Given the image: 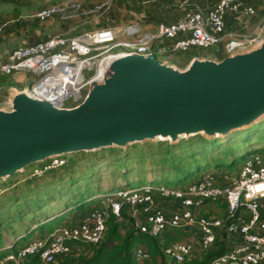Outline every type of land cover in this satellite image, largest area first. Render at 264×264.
Returning a JSON list of instances; mask_svg holds the SVG:
<instances>
[{"label": "built area", "instance_id": "obj_1", "mask_svg": "<svg viewBox=\"0 0 264 264\" xmlns=\"http://www.w3.org/2000/svg\"><path fill=\"white\" fill-rule=\"evenodd\" d=\"M48 1L51 4L36 15L39 22L57 16L68 20L78 12L86 15L105 13L113 6V0H105L85 10L86 0ZM228 15L233 17L236 27L225 33ZM6 26V23L0 24V35ZM142 30L139 24L120 28L105 26L72 37L57 34L47 40L21 45L13 50L7 61L0 60V75L32 73L38 77L30 86L34 96L61 108L75 107L82 103L92 82L102 76L105 59L111 55L129 52L157 55V47L162 56H173L188 53L196 47L208 49L224 42L226 57L253 46L264 36V6L256 8L245 0H218L208 9H187L176 21L159 23L155 31ZM69 101H73L72 104H68ZM50 160L44 161L43 167L33 168L29 177H43L68 162L63 156ZM153 182L138 188L124 186L101 196L103 205L79 222H67L32 239L17 252L13 251L16 242H9V253L0 258V264H22L31 256H38L39 264H59L63 256L72 253L74 245L102 242L111 214L122 219L125 206L134 210L141 208L144 219L137 227L152 237H160L169 227L198 229L202 234L200 246L204 252L216 244L220 233L239 232L242 242L232 245L230 250L213 258L209 264H264V156L252 154L235 172L208 171L184 189ZM159 197L178 202L183 208L167 214L157 205ZM207 201L226 203V214L222 217L198 216L196 210ZM195 249L193 242L174 241L164 245L163 254L173 264H185ZM133 255L139 263L155 264L152 254L142 244L134 247Z\"/></svg>", "mask_w": 264, "mask_h": 264}, {"label": "water", "instance_id": "obj_2", "mask_svg": "<svg viewBox=\"0 0 264 264\" xmlns=\"http://www.w3.org/2000/svg\"><path fill=\"white\" fill-rule=\"evenodd\" d=\"M30 86L11 85L0 104V179L50 158L150 140L227 141L264 119V36L224 58L195 56L185 67L155 53L111 55L71 108L34 96Z\"/></svg>", "mask_w": 264, "mask_h": 264}, {"label": "rangeland", "instance_id": "obj_3", "mask_svg": "<svg viewBox=\"0 0 264 264\" xmlns=\"http://www.w3.org/2000/svg\"><path fill=\"white\" fill-rule=\"evenodd\" d=\"M217 1L113 0V6L108 12L89 15L78 12L68 21L81 23L86 31L104 26L120 28L132 24L142 26L143 32L155 31L159 23L175 21L187 9H208ZM104 2L105 0H86L85 10ZM50 4L48 0H0V24H7L0 35L1 61H7L14 49L38 40V36L43 37L44 33L53 31L57 35L64 30L58 16L55 20L43 23L37 20V13ZM255 4L256 8H261L264 0H258ZM260 13L263 11L260 10ZM229 29L233 31L235 27ZM80 32L75 35L81 34ZM155 51L160 60L185 67L194 56H224V42L208 49L196 47L188 53L173 56H162L157 47ZM9 78L13 80V76ZM37 78L33 75V80ZM16 82L15 87L19 86L21 89L31 85L28 81ZM10 87L11 84L0 88V101L6 99L3 95L10 92ZM72 102L69 101L68 104ZM184 139L186 138L181 137L179 141ZM228 139L230 145L225 144L221 149H218V145H204L203 139L197 137L196 142L185 141L179 145H170L172 142L161 139L135 143L126 148L128 153L125 149L108 148L67 154L68 157L76 158V161L72 160L64 168L48 171L43 177H29L33 168L45 165L41 161L27 166L23 173L0 180V258L9 253L6 250L7 236L14 240L20 234H25L17 241L13 250L17 252L18 248L32 239L44 236L92 208L96 201L93 199L97 195L105 196L124 186L138 188L149 181L184 189L208 171H237L252 154L264 156V119L231 133ZM57 213L56 218L42 223L44 219ZM33 224H37L38 228L29 231Z\"/></svg>", "mask_w": 264, "mask_h": 264}, {"label": "trees", "instance_id": "obj_4", "mask_svg": "<svg viewBox=\"0 0 264 264\" xmlns=\"http://www.w3.org/2000/svg\"><path fill=\"white\" fill-rule=\"evenodd\" d=\"M249 5L255 6L258 0H245ZM256 7V6H255ZM227 27L226 29L236 27V23L233 17L227 16L226 18ZM230 30V29H229ZM226 31V30H225ZM199 48V47H197ZM222 57L223 55H219ZM12 84L8 75H0V86H8ZM200 137L204 141V145H218L221 149V146L225 144L230 145L229 139L225 142H222V139H207L203 135H199L196 137H191L189 139H184L183 141H179L174 144L176 145L185 143L196 142V138ZM208 146H206L207 148ZM119 150L123 151L124 148L118 147H111L109 149L112 150ZM108 149V148H103ZM102 150V149H101ZM128 153V150L125 149ZM206 153V151H203ZM196 151L193 153L195 154ZM63 157L68 159L66 165H68L72 160L76 161L74 157H68L64 155ZM65 165V166H66ZM64 166V167H65ZM52 171V170H51ZM190 171V170H188ZM186 172V171H185ZM138 243L145 244L151 254L155 257L157 254L162 255V242L158 237H152L147 233H142L137 227V222L135 217L131 216L126 208H123L122 211V219H119L117 216L112 214L107 222V230L105 232L104 238L102 242L98 245H84L85 251L87 254H83L80 256L74 255V253L65 255L60 259L59 264H138L133 255V249ZM215 248L207 252L206 260L203 262L206 264L209 260L211 261L213 258L224 254L227 251L226 246H224L222 241H216ZM8 250V249H6ZM9 251V250H8ZM40 260L38 256H31L29 257L24 263L22 264H39Z\"/></svg>", "mask_w": 264, "mask_h": 264}, {"label": "crops", "instance_id": "obj_5", "mask_svg": "<svg viewBox=\"0 0 264 264\" xmlns=\"http://www.w3.org/2000/svg\"><path fill=\"white\" fill-rule=\"evenodd\" d=\"M214 4L215 3H213V5ZM59 21L61 23H63V26H64V30H62V32H60V34H63L66 37L76 36L75 33L79 32V31H81L80 33H82L83 31L84 32L86 31V27L84 25H82L81 23H79L78 21L77 22L79 24H75L76 22L71 23L68 20H62V19H60ZM172 22H174V21H172ZM172 22H161V23L169 24V23H172ZM78 25H80V26H78ZM228 32H230V30L226 29L225 33H228ZM37 35H38V33H37ZM43 35H44L43 37L38 36L39 37L38 40H35L33 42H27L26 44H32V43H35V42H38V41L47 40L50 37L56 35V32L51 31L49 33H44ZM77 35H79V34H77ZM220 58H224V56H222ZM185 66H187V64ZM10 80L12 81L11 85H15V86H16V83H17L16 81H19V82L28 81L30 84H32L34 82L33 74L29 73V72L16 73L13 76V80L12 79H10ZM17 87H19V86H17ZM0 88H2V87L0 86ZM19 88L21 89V87H19ZM48 178H50L49 174H48ZM100 197H101L100 195H97L93 199V200H96L95 203H94V206L92 208L88 209L87 211H85L84 213L80 214L78 217L72 219V221H70V223L79 222L81 219H83L85 216H87L88 213L91 212L93 209L101 207L103 205V202H102V198H100ZM157 205L162 207L166 211L167 214H171L176 209H182L183 208L182 205L180 203H178V202L167 201V200H165L163 198H160V197L157 199ZM126 208H127L128 212H129V214L131 216L135 217L137 224H139V223H141L143 221L144 214H143L141 208H137L136 210H134V209H132L130 207H126ZM226 212H227L226 203L211 202V201H207L202 208L196 210V214L198 216H206V217H222V216H224L226 214ZM59 213H61V212H59ZM59 213L50 216L51 217L50 220L56 218V216ZM50 217L44 219L42 221V223H47L48 221H50V220L46 221ZM37 228H38V225L37 224H33L29 231L35 230ZM21 236L24 237L25 234H20L14 240L11 237L7 236V245H8L9 242H11V243H15L16 242V244H17V241L22 238ZM158 238H160V241L162 242V244H161L162 245V255L161 254H157L155 257L152 255V259H153V262L155 264H173L172 261L169 260L168 258H166V256L163 254V248H164L165 244L170 243V242H174V241H189V242H193L196 245V249H195L193 255L186 260L185 264H193V263H195V264H204L203 262L206 260L207 252H209V251L204 252L201 249L200 243H201V239H202V234L196 228L192 229L190 227L189 228H172V227H169ZM219 240L223 242L224 246H226L227 251H228V250H230L232 245L242 242V236L240 235L239 232H235V233H232V234H228L227 232H222V233L219 234V236L217 238V242ZM139 244H142L145 247H147L143 243H139ZM84 245H86V244H84ZM213 247L215 248L216 246L214 245ZM6 249H7V247H6ZM147 249H148V247H147ZM84 251H85V247L82 244H76L73 247L72 254L74 253V255H76V256L83 255L84 253L87 254V252H84ZM137 263L138 264H146V263H139V262H137ZM209 263H210V260L206 264H209Z\"/></svg>", "mask_w": 264, "mask_h": 264}, {"label": "bare ground", "instance_id": "obj_6", "mask_svg": "<svg viewBox=\"0 0 264 264\" xmlns=\"http://www.w3.org/2000/svg\"><path fill=\"white\" fill-rule=\"evenodd\" d=\"M102 77V76H101ZM100 77H98L97 79H99ZM96 80V79H95ZM184 137V136H183ZM159 138H162V137H159ZM0 180H2V179H0ZM8 180V179H7Z\"/></svg>", "mask_w": 264, "mask_h": 264}]
</instances>
